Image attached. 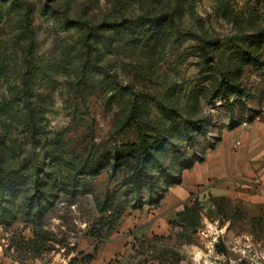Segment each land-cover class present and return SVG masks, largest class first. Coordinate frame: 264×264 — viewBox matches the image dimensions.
<instances>
[{
    "label": "rangeland",
    "instance_id": "374dc122",
    "mask_svg": "<svg viewBox=\"0 0 264 264\" xmlns=\"http://www.w3.org/2000/svg\"><path fill=\"white\" fill-rule=\"evenodd\" d=\"M263 98L264 0H0V168L26 175L0 264H192L217 235L264 250V216L215 195L206 159L177 162ZM141 134L171 177L128 197Z\"/></svg>",
    "mask_w": 264,
    "mask_h": 264
},
{
    "label": "crops",
    "instance_id": "0c3cea01",
    "mask_svg": "<svg viewBox=\"0 0 264 264\" xmlns=\"http://www.w3.org/2000/svg\"><path fill=\"white\" fill-rule=\"evenodd\" d=\"M214 146L205 154L214 194L264 216V98L252 121L224 130Z\"/></svg>",
    "mask_w": 264,
    "mask_h": 264
},
{
    "label": "trees",
    "instance_id": "16d2710c",
    "mask_svg": "<svg viewBox=\"0 0 264 264\" xmlns=\"http://www.w3.org/2000/svg\"><path fill=\"white\" fill-rule=\"evenodd\" d=\"M168 14V13H167ZM169 14H173L169 13ZM172 17V16H169ZM172 20V18H171ZM236 94L239 98H242L244 92L240 89H236ZM258 114V111L251 117L249 120L252 121L255 118V115ZM238 126V125H236ZM236 126H231L229 129H232ZM191 129L186 130V134L188 135V142L190 148H194L196 146V138L193 137L189 132L197 131L200 132L203 130L202 126L198 123L190 124ZM141 144L138 147V154L134 158V162L129 168L128 175L124 178V193L126 196H136L141 193L143 188H146L150 192H154L158 190V182L154 180L153 171L157 170L159 167H162V161L156 156V151L159 148V141L157 140L154 143H151L144 134H141ZM215 147V146H214ZM214 147H209L206 150L214 149ZM133 153V152H132ZM128 153L126 152V155ZM122 152H115L114 160L117 161L120 156H122ZM205 161V152L202 157L198 160L194 158H189V154H187L186 150L180 151L179 156L177 158V162L180 163V168L182 170L191 169L196 163H203ZM100 164H93L91 168V172L97 173L101 169ZM160 173H162L164 179H169L171 176L168 170L165 167L160 168ZM26 178L24 172L20 171H12L5 170L0 168V225L9 226L13 219V211L10 209V205L12 203V198L17 196L20 192V186L22 185L23 179ZM44 198L46 195H28L24 194L25 204L28 209L33 210L34 212H38L41 207H43ZM163 198V196L161 197ZM111 207V202L107 201L103 205H101V211H106ZM136 207V206H133ZM139 206L138 208H141ZM122 215V210H119L116 213V217H120ZM112 223H109L111 227ZM93 256H89V260H92Z\"/></svg>",
    "mask_w": 264,
    "mask_h": 264
},
{
    "label": "built area",
    "instance_id": "2783aa9c",
    "mask_svg": "<svg viewBox=\"0 0 264 264\" xmlns=\"http://www.w3.org/2000/svg\"><path fill=\"white\" fill-rule=\"evenodd\" d=\"M200 259L192 264H264V250L248 236L219 240Z\"/></svg>",
    "mask_w": 264,
    "mask_h": 264
}]
</instances>
